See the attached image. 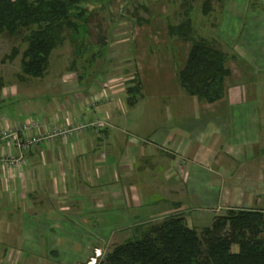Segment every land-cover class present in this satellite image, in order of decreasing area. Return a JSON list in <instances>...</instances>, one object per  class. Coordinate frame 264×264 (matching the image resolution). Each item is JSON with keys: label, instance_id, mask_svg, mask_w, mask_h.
<instances>
[{"label": "crops", "instance_id": "obj_1", "mask_svg": "<svg viewBox=\"0 0 264 264\" xmlns=\"http://www.w3.org/2000/svg\"><path fill=\"white\" fill-rule=\"evenodd\" d=\"M244 4L245 1L239 19L246 9ZM233 9L230 10L232 14ZM242 33L244 35L237 41L236 50L239 51L231 53L234 58L225 61L229 73L223 80V95L210 103L197 101L185 94L177 83H172L184 63L188 44L172 41L177 52L170 59L165 54L169 59L165 60V77L155 72L152 79L147 74L157 64L153 60L157 58L155 53L141 48V57L136 62L140 93L145 91L149 96L158 94L174 99L175 104L165 109V128L153 129L146 125L137 138L129 136L123 121L125 107L132 108L137 102L125 105L118 101L115 96L122 94V86L97 83L86 98L89 99L88 106L68 100L63 101V106L51 93L42 94L34 85L29 89L30 83L27 82L30 81L26 80L41 76L19 73L18 67L11 66L10 60L0 62V105L8 104L0 108V129L14 127L29 118L37 120L35 130L42 133L52 124L101 122L96 128L86 127L65 137L55 136L50 141L41 140L25 147L22 150L25 163L9 172L0 166V202L16 194L25 202L27 210L49 216V225L53 226L57 225V211L68 210V202L70 209L75 208L73 195L86 196L97 210L106 207L110 197L113 200L121 198L130 206L133 198L137 206L134 185L122 182L116 188V183L107 185V181L103 182L106 167L101 164L109 154L111 159L119 162L131 156L130 175L135 173L137 176L141 168L138 161L148 158L147 173L142 176L150 179L151 187L165 196L166 201L159 213L169 207L180 210L184 205L183 197L191 194L199 209L212 210L214 215L227 208H243L259 210L264 216V14L246 13ZM166 39L165 53L167 43L170 44ZM176 62L178 66H175ZM152 81L165 90L157 88L153 92L149 89ZM101 93L108 101L102 105L98 104L101 99L92 102L93 96ZM19 96L24 100L18 101ZM50 101L55 104L51 105ZM135 125L139 126L138 123ZM3 141L5 139H0V148L4 146ZM10 149L15 151L13 147ZM158 168L167 172L160 181L155 178L160 176ZM119 169L121 175L129 173L125 166H119ZM78 175L81 180L76 179ZM113 179L117 181L118 174ZM66 180L69 184L65 183ZM150 191L151 188H146L140 195ZM18 228L17 240L21 245L30 240V235L22 223ZM2 239L0 237L4 242Z\"/></svg>", "mask_w": 264, "mask_h": 264}, {"label": "rangeland", "instance_id": "obj_2", "mask_svg": "<svg viewBox=\"0 0 264 264\" xmlns=\"http://www.w3.org/2000/svg\"><path fill=\"white\" fill-rule=\"evenodd\" d=\"M243 1L246 9L239 19ZM79 7L82 9L81 14L72 12L69 15V25L61 29L60 40L48 55L44 75L39 79L26 80L30 81L27 82L30 83L29 89L34 85L42 94L51 93L56 102L63 106L65 100L88 106L89 99L86 98L94 91L97 83L122 86V94L115 97L127 105L125 88L132 84L133 76L138 79L136 62L141 57L140 49L155 53L157 58L153 59L157 64L147 74L150 78L156 75L155 72L164 76L165 60L175 57L177 51L171 43L181 40L168 35V24H178L188 18L193 36L199 35L217 42L230 58L233 55L231 53L239 51L236 50L237 41L244 35L242 22L245 21L246 13L264 14V0H85ZM232 8L233 14L230 12ZM29 28L21 29L15 34L0 33V62L12 61L11 66L16 65L19 73V60L26 45L24 37ZM165 37L171 44L167 43L166 53ZM10 54L12 56L9 58ZM165 54L169 59L165 58ZM177 62L174 63L175 66H178ZM173 81L172 83H177L175 79ZM151 83L153 85H149V89L153 92L157 88L159 91L165 90L156 85L155 81ZM163 84L165 85V80ZM144 92L138 95L139 100L137 97L134 107L126 106L123 110L127 133L136 138L141 136L139 134L146 125L153 129L165 128V109H170V105L175 104L174 99L158 94L149 96ZM65 94L69 98H65ZM20 99L24 100L19 96L17 100ZM106 101L107 98L101 96L98 104L102 105ZM49 103L55 104L53 101ZM5 105L8 106L5 103L0 108ZM94 125L91 128H96ZM110 157L111 155L106 154L105 162L101 164L106 167L103 182L107 181V185L116 183V188L122 182L134 185L138 196L137 206L133 198L130 206L121 198L113 200L110 197L106 207L97 210L86 196L73 195L71 198L76 201L75 208L70 209L68 202V210L56 212L57 225L53 226L49 225V216L46 217L44 212L27 210L25 202L14 194L0 202V237L4 241H0V264H84L92 259L94 264L112 245L138 236L148 225L159 222L168 214L181 216L186 225L194 227L197 233L210 223L215 212L199 209L191 194L183 197L184 205L180 210L169 207L172 210L167 208L159 213L166 200L162 193L151 187V180L142 176L147 173L148 158L138 161L141 168L137 176L135 173L130 175L133 167L131 156L123 162L114 161ZM119 166H125L129 173L121 175ZM117 174L116 181L113 176L116 177ZM157 174L160 176L155 178L160 181L161 176L165 177L167 172L158 168ZM76 179L81 180L82 177L78 175ZM65 183L69 184L67 180ZM144 187L151 188V191L140 195L146 189ZM54 204L60 205L56 202ZM165 205L167 206L166 203ZM223 212L224 210L217 214ZM19 223H22L24 230L30 235V240L21 245L17 240L20 235V232L17 233ZM235 248L233 245L232 249Z\"/></svg>", "mask_w": 264, "mask_h": 264}, {"label": "trees", "instance_id": "obj_3", "mask_svg": "<svg viewBox=\"0 0 264 264\" xmlns=\"http://www.w3.org/2000/svg\"><path fill=\"white\" fill-rule=\"evenodd\" d=\"M83 1L0 0V33L15 34L30 27L19 60L23 75H43L61 29L69 25L72 12L81 14ZM166 28L169 36L188 44L184 63L175 74L179 88L200 102L221 98L229 56L217 42L193 36L188 18ZM131 82L125 88L128 105L136 102L141 89L135 76ZM138 234L112 245L94 264H264V216L259 210L227 208L213 215L199 233L181 216L168 214Z\"/></svg>", "mask_w": 264, "mask_h": 264}, {"label": "built area", "instance_id": "obj_4", "mask_svg": "<svg viewBox=\"0 0 264 264\" xmlns=\"http://www.w3.org/2000/svg\"><path fill=\"white\" fill-rule=\"evenodd\" d=\"M101 96L103 97L102 93L93 96L92 102L101 99ZM100 124V121L67 123L64 125L52 124L46 132L42 133L35 130L38 126L37 120L29 118L14 127H3L0 129V139H5V141H3L4 146L0 148V166L9 172L25 163V157L22 154V150L25 147L41 140L50 141L55 136L65 137L68 134L81 131L93 125L94 127H98ZM10 147H13L15 151L11 150ZM93 262L94 259L84 264H93Z\"/></svg>", "mask_w": 264, "mask_h": 264}]
</instances>
